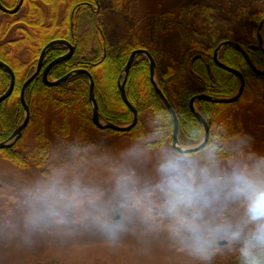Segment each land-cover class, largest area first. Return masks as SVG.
I'll return each instance as SVG.
<instances>
[{
  "label": "rangeland",
  "instance_id": "1",
  "mask_svg": "<svg viewBox=\"0 0 264 264\" xmlns=\"http://www.w3.org/2000/svg\"><path fill=\"white\" fill-rule=\"evenodd\" d=\"M211 2L218 0H99L98 15L110 52L117 53L122 32L136 24L141 29L146 24L150 39L158 43L170 22L174 30L162 39L182 44L191 37L186 18L175 23L147 15ZM261 2L253 0L252 5ZM233 12L217 11L213 20L236 27L244 37L255 24L236 20ZM63 15L64 7H59L58 19ZM7 17L0 13V23ZM76 23L79 54L94 53L91 18L81 14ZM19 25L4 39L16 38ZM19 58L27 60L23 53ZM184 65L178 64L177 81L201 90ZM164 69L162 62L160 71ZM44 118L52 140L45 170L19 169L0 156V264L227 262L264 223V109L258 102L218 115L210 128L212 143L189 155L171 145L147 148L146 140L94 125L83 131L72 111L64 127L63 112L52 104ZM35 127L25 131L20 150L36 143ZM221 225L227 227L221 230Z\"/></svg>",
  "mask_w": 264,
  "mask_h": 264
},
{
  "label": "trees",
  "instance_id": "2",
  "mask_svg": "<svg viewBox=\"0 0 264 264\" xmlns=\"http://www.w3.org/2000/svg\"><path fill=\"white\" fill-rule=\"evenodd\" d=\"M7 8H12L18 0H0ZM185 1V0H184ZM214 1V0H212ZM253 0H223L203 3H188L179 5V9H164L148 14L154 20L174 21L180 17L186 18L185 29L191 36L182 44L164 41V36L173 32L175 25L163 27L160 40L153 42L146 29V18L141 22L143 28L136 24L122 32V48L117 53L110 52V46L99 19V0H23L21 15L13 16L0 23V60L7 63L15 75L14 87L7 99L0 103V141H6L15 128L23 121L24 110L20 101V90L23 82L33 72L42 48L54 39H65L76 43L72 57L54 65L49 71V79H58L70 71L86 69L94 81V93L101 118L117 125H127L132 121V114L120 97L117 81L131 51L137 48L147 49L155 60V79L165 97L173 106L178 120V141L184 146L198 144L203 138L199 121L189 109L190 99L198 92H204L215 97L232 96L239 88V79L219 68L212 60L213 51L223 40L238 42L249 54L252 62L259 68H264V53L253 49L257 44V26L264 18V2L257 6ZM183 5V6H182ZM64 7V15L58 19V8ZM233 9V16L245 22H253L255 26L246 30L245 36H238V30L230 26H218L213 20V14L220 10ZM81 14L91 18L96 51L85 56L79 54L80 39L77 34L76 21ZM199 15L204 21L199 20ZM16 38L5 40L7 32L15 25ZM165 26V25H164ZM166 30V31H165ZM204 38L207 42L192 38ZM264 39V27L262 30ZM163 38V39H162ZM204 44V45H203ZM200 50V57L193 59L191 51ZM66 52L64 46L49 48L43 59L45 67L50 61ZM27 57L21 61L19 54ZM219 59L236 69L244 76L245 86L241 96L232 103H212L196 100L195 106L211 128L218 115L225 110H238L242 103L258 102L264 109V75L253 73L243 56L232 46H224L218 55ZM165 69L160 71V64ZM184 62L187 72L200 84L201 90L190 88L177 81L178 64ZM123 75L121 77V81ZM9 74L0 68V95L8 88ZM126 95L138 113L136 125L126 132L101 130L119 134L131 135L136 140H146L147 148H160L171 145L172 118L162 100L156 94L150 81L148 60L143 55H137L132 62L125 81ZM25 101L29 107V122L22 130L21 136L10 147L0 148V156L19 169L41 168L45 165L52 150V140L45 127L44 112L50 104L63 112L64 127L72 111L79 120L81 130L93 126L91 122V103L89 101L88 78L77 74L56 86H47L38 74L27 86ZM152 118V119H151ZM35 124L34 138L36 143L19 149V142L25 131ZM211 133L205 145L212 143ZM204 147V148H205ZM202 150V149H201ZM200 151V150H199ZM197 151V152H199ZM197 152L189 153L195 154ZM181 154V153H180ZM187 154V155H189ZM183 155V154H182ZM245 256L242 252L236 254L227 262L212 264H243ZM34 264H67L61 261H44ZM264 264V257L260 258Z\"/></svg>",
  "mask_w": 264,
  "mask_h": 264
},
{
  "label": "water",
  "instance_id": "3",
  "mask_svg": "<svg viewBox=\"0 0 264 264\" xmlns=\"http://www.w3.org/2000/svg\"><path fill=\"white\" fill-rule=\"evenodd\" d=\"M22 3H23V0H18L17 4L11 9L5 8L0 3V10H2L3 12H6L8 14H14L21 7ZM263 27H264V18L258 23V26H257L258 43L253 45V49L259 48L264 53V39L262 36ZM57 45L66 47L67 51L63 55H60L59 57H57L54 60H52L51 62H49L43 68V70L41 72L42 82L47 86H56V85H59V84L65 82L67 79H69L70 77H72L74 75H77V74L86 75L88 78L89 101L91 103V122H92V124L95 127H97L98 129L112 130L115 132L129 131L137 123L138 113H137L136 108L132 105V103L129 101V99L126 95L125 81H126V76L128 74L129 68H130L132 62L134 61L135 57L137 55L145 56L148 60L150 81L154 87L156 94L159 96V98L162 100L164 105L167 107V109L171 115V118H172L173 129H172L171 146L177 152H179L181 154H189V153L197 152V151L203 149L205 147L208 139H209V135H210L209 124L204 119V117L200 114V112L197 110V108L195 107V101L196 100H204V101H208V102H212V103H232V102L236 101L241 96V94L244 90L245 79H244L243 74L238 69L223 63L218 57L220 50L224 46H232L233 48H235L243 56L245 62L251 68L253 73H255L257 75H264V68H259V67L255 66V64L252 62L248 52L238 42L233 41V40H229V39L221 41L213 51L212 60L215 63V65H217L219 68L235 75L239 79V81H240L239 88L232 96H229V97H215V96L208 95V94L201 91V92H198L197 94H195L190 99L189 109L192 112V114L196 117V119L199 121V123L202 127L203 138L196 145L184 147L178 141V120H177L176 113L173 109V106L168 101V99L165 97V95L163 94V92L161 91V89L159 88V86L157 84V81L155 79L156 63H155V60L152 57L151 53L147 49L137 48V49H134L133 51H131V53L129 54V57H128L125 65L122 69V73H121V75L117 81L120 97L132 114L131 123H129L127 125H117V124L111 123L109 121H105L101 118L99 108L97 105V101L95 98V93H94V81H93L92 75L90 74L89 71H87L86 69H76V70L70 71L69 73L65 74L64 76H62L58 79H54V80L49 79L50 69L54 65H56L57 63L69 59L74 54V50L76 47V45L74 43H71L65 39H54V40L48 42L42 48L34 71L27 77V79L22 84V87L20 90V101H21V104H22V107L24 110L23 121L15 128L13 133L10 135V137L6 141H0V148L12 146L15 143L16 139L21 136L22 130L28 124L30 111H29V107L25 101V91H26L29 83L39 74L41 67H42V61H43L44 55L47 52V50L49 48H51L53 46H57ZM199 57H200V54H196L193 57V59H196ZM0 68L4 69L10 76V83H9L8 88L0 95V103H1L5 99H7L12 92L13 87H14V82H15V75H14L12 68L2 60H0ZM122 75H123V79L121 81L120 79H121ZM223 243L224 242H221V244H223Z\"/></svg>",
  "mask_w": 264,
  "mask_h": 264
},
{
  "label": "clouds",
  "instance_id": "4",
  "mask_svg": "<svg viewBox=\"0 0 264 264\" xmlns=\"http://www.w3.org/2000/svg\"><path fill=\"white\" fill-rule=\"evenodd\" d=\"M253 219L260 218L253 217ZM225 227L227 226H220L221 230ZM242 254L246 258L243 264H260V258L264 257V223L258 224L257 228L245 239Z\"/></svg>",
  "mask_w": 264,
  "mask_h": 264
},
{
  "label": "flooded vegetation",
  "instance_id": "5",
  "mask_svg": "<svg viewBox=\"0 0 264 264\" xmlns=\"http://www.w3.org/2000/svg\"><path fill=\"white\" fill-rule=\"evenodd\" d=\"M0 3H1V1H0ZM5 8H7L3 3H1ZM17 4V3H16ZM15 4V5H16ZM23 4V3H22ZM14 5V6H15ZM13 8V7H12ZM8 9H11V8H8ZM20 11H22V5H21V7L18 9V11L16 12V13H14V14H8V13H6V12H3L2 10H0V13H2V14H5L6 16H8V17H12V16H15V15H17ZM7 17V18H8ZM4 21V20H3ZM8 20H5L4 22H7ZM258 43V42H257ZM75 45H76V43H74ZM75 51V50H74ZM73 56V55H72ZM71 56V57H72ZM36 66V65H35ZM43 68H44V66L42 65V67H41V70H40V72H39V74H41V72H42V70H43ZM35 69V68H34ZM34 71V70H33Z\"/></svg>",
  "mask_w": 264,
  "mask_h": 264
},
{
  "label": "bare ground",
  "instance_id": "6",
  "mask_svg": "<svg viewBox=\"0 0 264 264\" xmlns=\"http://www.w3.org/2000/svg\"><path fill=\"white\" fill-rule=\"evenodd\" d=\"M67 51V50H66ZM46 54V53H45ZM45 56V55H44ZM39 58V57H38ZM44 59V58H43ZM54 60V59H53ZM37 62H38V60H37ZM51 62V61H50ZM37 64V63H36ZM42 65H43V61H42ZM196 107V106H195Z\"/></svg>",
  "mask_w": 264,
  "mask_h": 264
}]
</instances>
